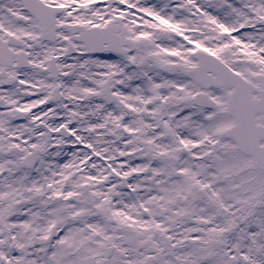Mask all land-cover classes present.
<instances>
[{
  "label": "snow or ice",
  "instance_id": "obj_1",
  "mask_svg": "<svg viewBox=\"0 0 264 264\" xmlns=\"http://www.w3.org/2000/svg\"><path fill=\"white\" fill-rule=\"evenodd\" d=\"M0 264H264V0H0Z\"/></svg>",
  "mask_w": 264,
  "mask_h": 264
}]
</instances>
